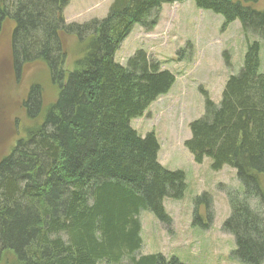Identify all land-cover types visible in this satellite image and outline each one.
<instances>
[{
	"label": "trees",
	"instance_id": "obj_1",
	"mask_svg": "<svg viewBox=\"0 0 264 264\" xmlns=\"http://www.w3.org/2000/svg\"><path fill=\"white\" fill-rule=\"evenodd\" d=\"M68 1L0 0V32L6 21L12 25L15 78L30 67L44 72L25 90L24 115L15 117L14 141L0 157V264H118L124 257L130 264H185L161 254L133 255L141 246L140 211L168 225L162 201L185 191L184 173L157 161L154 132L141 136L130 125L169 91L175 75L141 49L126 65L114 60L134 24L151 30L163 3L184 0H112L105 17L82 23L65 21ZM193 1L222 15L223 28L238 19L245 35L264 40V0ZM204 108L184 146L196 163L207 156L212 169L236 170L242 191L228 192L222 229L234 238L236 260L262 264L264 74L257 41L247 43L220 102L206 97ZM211 205L208 193L196 196L193 222L206 228L200 208L210 219Z\"/></svg>",
	"mask_w": 264,
	"mask_h": 264
},
{
	"label": "rangeland",
	"instance_id": "obj_2",
	"mask_svg": "<svg viewBox=\"0 0 264 264\" xmlns=\"http://www.w3.org/2000/svg\"><path fill=\"white\" fill-rule=\"evenodd\" d=\"M111 2L94 0L89 7L83 0H69L63 16L66 22L78 23L93 16L103 18ZM156 18L151 30L134 24L115 52L114 60L126 65L134 52L141 49L175 75L169 91L153 101L143 115L132 118L130 125L141 136L154 132L159 142L157 161L167 170L182 171L186 186L180 199L166 197L162 201L170 224H162L147 209L140 211L141 246L133 255L161 254L185 264H246L233 257L234 238L222 229L230 212L228 192L242 191L236 170L228 165L212 169L207 156L201 163L194 162L184 141L190 138V123L204 115L205 98L218 104L227 79L239 73L248 42H258L259 72L264 74V40L255 34L245 35L238 19L223 28L222 15L198 8L193 0L163 3ZM11 26L6 21L0 32V157L14 141L18 125L15 117L24 115L20 103L25 90L32 81H41L44 75L35 66L24 69L15 78L10 60ZM65 44L72 49L70 39H65ZM73 58L68 54L69 69ZM44 96L49 98L45 88ZM204 192L209 194L212 204L210 219L205 208H200L201 222L208 223L206 228L194 223L192 215L194 198ZM98 264L111 263L100 261ZM118 264L130 262L124 257Z\"/></svg>",
	"mask_w": 264,
	"mask_h": 264
},
{
	"label": "crops",
	"instance_id": "obj_3",
	"mask_svg": "<svg viewBox=\"0 0 264 264\" xmlns=\"http://www.w3.org/2000/svg\"><path fill=\"white\" fill-rule=\"evenodd\" d=\"M83 2L85 3V5H88L90 7V5L94 2V0H83ZM101 17V16H99ZM91 18V17H90ZM92 18H98V16H93ZM88 20V19H87ZM70 22V21H69ZM138 133V132H137ZM158 156V155H157Z\"/></svg>",
	"mask_w": 264,
	"mask_h": 264
}]
</instances>
